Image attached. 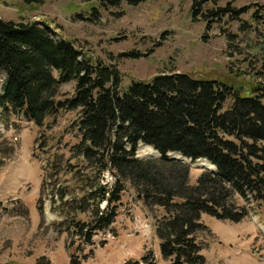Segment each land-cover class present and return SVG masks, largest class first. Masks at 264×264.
Returning <instances> with one entry per match:
<instances>
[{
    "label": "trees",
    "instance_id": "16d2710c",
    "mask_svg": "<svg viewBox=\"0 0 264 264\" xmlns=\"http://www.w3.org/2000/svg\"><path fill=\"white\" fill-rule=\"evenodd\" d=\"M100 1L111 8L140 0ZM219 2L193 0L194 14L200 5L211 17L236 12ZM52 31L39 21L0 18V110L41 129L61 110L78 112V142L70 149L77 163L61 170L73 183L53 186L50 193L52 211L71 224L59 228L93 245L95 235L111 231L130 183L148 210L164 209L155 221L162 256L172 264H207L200 237L209 228L202 215L238 223L249 213L239 198L264 204V33L253 47L261 56L257 79L244 89L181 72L123 88L114 63L95 62ZM69 82H75V92L61 100V86ZM141 143L160 157L139 158ZM171 153L192 162L204 159L217 169L203 170L192 184L190 165ZM4 164L0 159V170ZM107 174L112 182L105 181Z\"/></svg>",
    "mask_w": 264,
    "mask_h": 264
},
{
    "label": "rangeland",
    "instance_id": "374dc122",
    "mask_svg": "<svg viewBox=\"0 0 264 264\" xmlns=\"http://www.w3.org/2000/svg\"><path fill=\"white\" fill-rule=\"evenodd\" d=\"M218 5L236 12L211 17L200 5L195 15L193 0H140L111 8L100 0H0V18L47 24L57 39L72 40L95 62L114 63L123 88L162 72H181L244 89L257 79L261 65L253 47L264 33V0H220ZM74 92L75 82L63 84L59 98ZM77 121L78 112L65 109L41 129L0 110V159L5 161L0 170V264H71L72 255L80 264H172L162 256L155 231L164 209L148 210L130 183L111 231L95 235L93 245L59 228L71 224L52 211L50 193L53 186L73 183L71 176L65 181L61 170L77 163L70 154L78 142ZM137 156L157 158L160 153L141 143ZM183 161L190 165L192 184L203 170L214 169L203 160ZM105 181L113 178L107 174ZM239 201L249 209L241 222L202 215L209 228L200 237L207 264H264V204Z\"/></svg>",
    "mask_w": 264,
    "mask_h": 264
},
{
    "label": "water",
    "instance_id": "95a60500",
    "mask_svg": "<svg viewBox=\"0 0 264 264\" xmlns=\"http://www.w3.org/2000/svg\"><path fill=\"white\" fill-rule=\"evenodd\" d=\"M179 156H180V157H179ZM181 156H182L181 154H174V155H172V158H173V159H179V160H180V159H181ZM181 160H182V159H181Z\"/></svg>",
    "mask_w": 264,
    "mask_h": 264
}]
</instances>
